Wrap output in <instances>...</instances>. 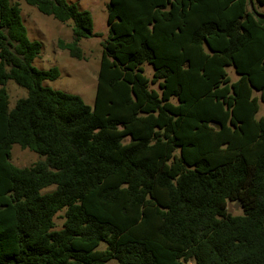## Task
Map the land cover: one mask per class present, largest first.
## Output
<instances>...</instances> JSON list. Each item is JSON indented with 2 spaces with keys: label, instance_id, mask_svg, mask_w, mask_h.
Returning <instances> with one entry per match:
<instances>
[{
  "label": "trees",
  "instance_id": "1",
  "mask_svg": "<svg viewBox=\"0 0 264 264\" xmlns=\"http://www.w3.org/2000/svg\"><path fill=\"white\" fill-rule=\"evenodd\" d=\"M25 2L71 21L58 48L81 59L90 13ZM249 7L109 0L90 107L43 85L58 70L34 67L41 43L0 0V264H264V20ZM8 81L26 91L11 108ZM13 145L42 159L16 167Z\"/></svg>",
  "mask_w": 264,
  "mask_h": 264
},
{
  "label": "rangeland",
  "instance_id": "2",
  "mask_svg": "<svg viewBox=\"0 0 264 264\" xmlns=\"http://www.w3.org/2000/svg\"><path fill=\"white\" fill-rule=\"evenodd\" d=\"M11 1L19 6L28 39L39 41L42 45L40 54L33 60L34 67L41 70L51 68L58 70V78L53 81H44L43 85L54 90L78 95L85 104L92 107L95 99L101 44L108 37L106 6L109 0H66L69 4H75L78 9L88 11L93 20V37L82 39L78 43L82 52L81 59L72 58L67 51L58 48V40L68 43L72 39L71 21L59 22L51 16L43 15L35 7L28 5L25 0ZM252 7L256 13L264 14V6L253 3ZM248 10L251 11V8L249 7ZM144 69L145 75L151 78V67L146 65ZM228 74L233 81L236 80L232 69H228ZM5 89L9 98V108L13 107L18 99L26 96V91L13 81H8ZM261 115H264L262 104H260L258 116ZM40 159L42 158L32 151L21 149L18 145L12 146L10 161L16 167H29ZM51 190L53 187L44 192ZM230 211H233V205ZM54 222L56 229L62 227L63 211L55 216ZM109 264L115 263L110 262Z\"/></svg>",
  "mask_w": 264,
  "mask_h": 264
},
{
  "label": "water",
  "instance_id": "3",
  "mask_svg": "<svg viewBox=\"0 0 264 264\" xmlns=\"http://www.w3.org/2000/svg\"><path fill=\"white\" fill-rule=\"evenodd\" d=\"M249 3H250L251 10H253L252 0H249ZM254 15H255L256 18L261 19V20H264V14H258V13L255 12ZM231 206L232 205L229 203V205H228L229 210L231 209ZM239 207H241V205L239 203L233 204V208L238 209Z\"/></svg>",
  "mask_w": 264,
  "mask_h": 264
}]
</instances>
